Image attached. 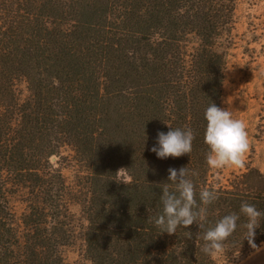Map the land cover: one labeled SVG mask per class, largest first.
<instances>
[{
	"label": "trees",
	"instance_id": "obj_1",
	"mask_svg": "<svg viewBox=\"0 0 264 264\" xmlns=\"http://www.w3.org/2000/svg\"><path fill=\"white\" fill-rule=\"evenodd\" d=\"M237 4L0 0V264H70V192L53 163L66 146L89 172L85 264H238L249 256L243 217L223 251H202L203 232L242 202L264 210L254 150L226 177L205 160L204 112L222 107V48L231 42ZM169 125L191 129L190 155L160 159L151 151ZM181 167L198 203L205 188L218 199L206 206L203 229L193 223L159 234L148 217L161 210L168 169ZM121 168L129 180L116 174ZM21 193L27 210L19 217L12 198ZM254 242L264 243V222Z\"/></svg>",
	"mask_w": 264,
	"mask_h": 264
},
{
	"label": "clouds",
	"instance_id": "obj_2",
	"mask_svg": "<svg viewBox=\"0 0 264 264\" xmlns=\"http://www.w3.org/2000/svg\"><path fill=\"white\" fill-rule=\"evenodd\" d=\"M206 127L204 131V143L207 145L205 156L206 164L210 169L220 170L226 167H245V155L249 151L250 143L244 121L233 118L232 112L227 109L210 104L205 112ZM165 133L157 132L156 144L151 151L160 159L168 157L178 158L192 151L194 139L191 129L182 130L173 128ZM126 169L121 168L116 174H122ZM167 183H164L162 194L159 196L161 210L156 216H149L159 230V234H175L178 228H188L196 223L199 229L204 228V213L206 206L218 199L214 190L202 189L199 192V203L195 185L188 178V169L181 167L168 169ZM127 183L126 181H120ZM160 187V186H159ZM242 231V241L247 240L250 249L248 259H253L261 251H264V243L257 245L256 229L264 222V210L258 209L254 204L242 202L239 212L229 213L216 221L214 226L203 232L202 251L209 255L220 253L224 249V243L238 228V222ZM240 247V249H241ZM240 256V250L237 258Z\"/></svg>",
	"mask_w": 264,
	"mask_h": 264
},
{
	"label": "rangeland",
	"instance_id": "obj_3",
	"mask_svg": "<svg viewBox=\"0 0 264 264\" xmlns=\"http://www.w3.org/2000/svg\"><path fill=\"white\" fill-rule=\"evenodd\" d=\"M236 18L231 42H225L222 48L227 69L221 108L232 112L233 118L246 125L250 148L245 161L254 150L253 165L264 168V0H238ZM23 88L26 96L27 90L25 86ZM53 163L62 171L69 187V209L76 230V239L64 249V257L70 264L89 263L83 237V228L87 224L83 205L90 193L88 169L69 146L60 156L54 157ZM237 170L239 168L226 167L216 170V174L226 177ZM120 176L130 179L125 172ZM12 206L19 217L25 213V194L14 196Z\"/></svg>",
	"mask_w": 264,
	"mask_h": 264
},
{
	"label": "crops",
	"instance_id": "obj_4",
	"mask_svg": "<svg viewBox=\"0 0 264 264\" xmlns=\"http://www.w3.org/2000/svg\"><path fill=\"white\" fill-rule=\"evenodd\" d=\"M256 166V165H255ZM257 167V166H256ZM259 168V167H258ZM264 171V168H259ZM238 264H264V251H261L259 254H257L253 259H248L246 257Z\"/></svg>",
	"mask_w": 264,
	"mask_h": 264
}]
</instances>
